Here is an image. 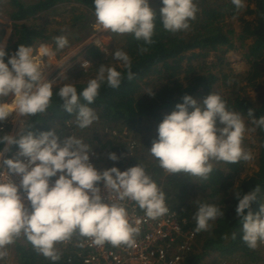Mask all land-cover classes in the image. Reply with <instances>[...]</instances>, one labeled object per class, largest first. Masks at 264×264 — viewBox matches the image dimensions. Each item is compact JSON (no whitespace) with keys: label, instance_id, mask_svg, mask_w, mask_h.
<instances>
[{"label":"clouds","instance_id":"obj_1","mask_svg":"<svg viewBox=\"0 0 264 264\" xmlns=\"http://www.w3.org/2000/svg\"><path fill=\"white\" fill-rule=\"evenodd\" d=\"M231 2L237 11L245 7L244 0ZM162 4L159 17L163 28L173 34L188 31L199 11L195 0H162ZM94 5L96 24L104 31L131 34L145 45L154 43L157 14L150 0H94ZM54 41L57 51L69 43L63 35L54 37ZM147 50L143 46L139 49L141 53ZM40 51L49 58L55 56L47 45H42ZM7 56L5 45H0V124L11 117L19 131L0 135V144L4 145L0 150V259L7 257L8 246L21 237L53 262L61 258L57 245L74 235L88 238L96 246L107 243L135 247L139 228L130 222L125 202H135L147 218L156 219L169 212L165 193L140 164L125 171L117 167L101 171L91 162L93 149L81 139L70 136L61 141L55 130L38 136L30 131L29 118L46 114L51 106L54 85L34 59L32 47L20 44L6 63ZM113 59L127 69L129 81L135 79L126 52L116 50ZM88 65V61L82 63L84 69ZM123 78L115 67L101 65L96 77L79 94L75 84L68 83L55 95L63 100L66 113L75 114L77 126L85 129L98 119L88 105L98 98L101 87L106 84L118 89ZM146 94L155 96L153 89H147ZM182 99L183 103L159 124L158 138L149 150L161 169L170 175L183 173L207 181L213 172L212 161L235 164L253 159L243 147L247 129L242 115L230 110L220 94L214 92L199 102L190 95ZM254 112L247 111L255 126L252 131L264 129V116L256 119ZM13 146L19 148L16 158L5 159ZM108 159L118 162L120 157L109 153ZM12 175L20 177L19 184L11 179ZM260 191L259 185L247 194L235 191L242 239L252 250L264 244V204L256 214L251 210ZM224 215L218 206L197 201L194 231H210V222ZM140 222L134 221L136 225ZM232 239H236L235 232Z\"/></svg>","mask_w":264,"mask_h":264},{"label":"trees","instance_id":"obj_2","mask_svg":"<svg viewBox=\"0 0 264 264\" xmlns=\"http://www.w3.org/2000/svg\"><path fill=\"white\" fill-rule=\"evenodd\" d=\"M247 1L255 5V9L247 11L254 15L251 20L240 15V10L237 11L231 0H195L199 11L196 19L190 21V29L173 34L163 28L159 17L163 7L162 0H150V7L157 14L154 43L145 45L131 34L112 33L114 38L120 37L117 40V50L130 56L135 79H127V69L119 61L113 66L122 72L124 78L118 89L103 85L98 98L88 105L98 116L91 126L80 129L76 124L75 114L64 111L63 100L55 95L63 85L53 87L54 96L47 113L32 116L28 120L32 126L29 130L37 136L41 132L52 130L56 131L60 139L67 131H76L85 136L86 144L97 153V165L102 171L112 167L125 171L142 165L165 193L167 205L186 220V228L194 230L196 227L193 217L197 201L216 205L224 211V217L210 222V231L197 233L195 249L185 264H206L205 260L208 258L217 260L216 264L227 259H238L245 264H264V248L260 244L257 249L252 250L244 243L242 225L235 211L238 205L235 191L247 194L257 185L261 191L252 204L253 214L258 213L261 204H264V129L256 128L259 143L258 168L246 176L243 175L247 162L243 161L235 164L212 161L213 172L207 181L183 173L170 175L158 166L149 152L152 141L158 138L159 124L167 114L176 110L177 104L183 103L185 95H190L199 102L214 93L219 79L206 67V58L211 53L222 58L229 51L237 49V41L245 50L244 58L250 65L246 78L248 85L255 86L264 77V0ZM77 5L84 7L85 11L74 14L70 20L71 27L65 31L52 29L50 24L43 23L40 19L47 14L64 16L61 11L66 6L76 11ZM94 6V0H0V7L7 10L12 23V34L5 49L8 53L5 62L18 50L20 44L33 47L41 43H53L56 46L54 37H68L70 34L76 37V42L82 41L83 37L79 35L87 32L85 24L91 18L95 19ZM232 18H238L240 33L226 23L227 19ZM77 29L79 34L74 32ZM2 35L4 30L0 26V39ZM248 41L251 43L247 46ZM141 46L148 50L141 53ZM87 57L93 62V68L89 71L77 69L73 76L72 83L78 94L90 79L96 77L98 68L105 63L104 53L96 46L87 49ZM145 88L153 89L155 96L144 93ZM222 98L227 102V107L239 112L243 119L250 120L247 116L249 109L255 110L256 119L264 116V96L258 105L243 94ZM81 102L86 103L82 99ZM13 130L12 123L0 124V135L12 134ZM132 142L137 146L130 147L129 143ZM3 148L4 145L0 144V150ZM12 150L19 148L13 146ZM109 153L117 154L119 161L108 159ZM233 232L236 233L235 240L232 239ZM80 238L79 235H74L71 240ZM66 243L57 245L61 258L56 262L38 254L24 237L8 246L7 251L13 254L17 264H81L72 244ZM1 261L5 264L4 258Z\"/></svg>","mask_w":264,"mask_h":264},{"label":"rangeland","instance_id":"obj_3","mask_svg":"<svg viewBox=\"0 0 264 264\" xmlns=\"http://www.w3.org/2000/svg\"><path fill=\"white\" fill-rule=\"evenodd\" d=\"M27 2H32L36 0H25ZM245 7L240 10V15H244L246 19L251 20L254 18V15L249 14L247 11L248 9H255V5L252 2H248L244 0ZM78 9L76 11H72L71 8L67 6L63 9V15L55 16L53 14H47L42 16L40 19L43 23L50 24V28L62 29L65 31L66 29L70 28L72 23L70 20L74 14H80L82 11H85V8L82 6L77 5ZM67 11V12H66ZM76 12V13H75ZM7 10L0 7V26L1 30H4V35H2L0 39V45H5V49L9 45V39L12 34V23L9 20V16L7 14ZM96 23L94 18H91L85 25H87V32H82L79 36L83 37V40L80 42H76V37L74 35H67V39L69 41L68 46L65 47L63 50H56V46L53 43H41L36 45V47H40L42 45L49 46L54 52L55 56L49 58L48 56L42 54H38V49L33 46V57L36 62L39 64L40 68L45 72L47 78L49 75L55 73L57 70L59 71L56 74V78L50 80L53 82L54 86H60L68 83L74 82L73 76L76 75L77 69H83L81 63L85 60L90 61V66L85 71H89L93 68V62L87 57V50H83L85 45L90 41L91 37L94 34L93 25ZM227 24H230L237 33H240L241 26L239 23L238 18H232L226 20ZM75 33L79 34V30H74ZM87 34V35H86ZM120 37L114 38L113 34L111 33L109 36L106 37L104 43H106V51H104V64L109 67H113L115 64L118 63L115 59H113L114 52L117 50V40ZM73 43V44H70ZM251 43L248 41L246 44L247 46ZM237 49L229 51L227 54L223 55L220 58L215 53H211L206 58V67L207 70H210L212 73L217 75L218 83L214 88V92L220 94L222 97H229L233 94H243L247 96L252 102L256 105L260 104L261 99L264 96V77L257 82L255 86H249L247 83V73L250 70V65L246 62L244 58L245 50L242 49V46L239 42H235ZM197 65V63L195 64ZM264 66V64H263ZM92 67V68H91ZM263 84V85H261ZM146 88L144 93H146ZM244 90V91H243ZM8 102H11L10 100ZM9 123L13 124V119L10 117L8 119ZM246 124V132L243 141V147L246 150H249L252 155L253 159L247 162V169L243 176L247 174H251L257 170V160L259 155V143L257 140V129L252 131L255 128L254 125L251 124L250 120L244 119ZM14 125V124H13ZM19 127L18 125H15ZM218 127H222L219 123L217 124ZM75 136L77 139H81L85 144V136L81 135L79 132H65L61 135V141L65 138ZM133 145L136 147L137 145L132 142ZM130 144V143H129ZM131 147V146H130ZM103 166L105 167L104 163ZM11 252V251H10ZM12 253V252H11ZM5 264H7L6 259ZM229 260V259H227ZM234 260V259H233ZM238 260V259H236ZM217 260L213 258H208L205 260L206 264H216ZM10 262L17 263L16 260L13 258V254H10ZM0 264H4V262H0Z\"/></svg>","mask_w":264,"mask_h":264},{"label":"built area","instance_id":"obj_4","mask_svg":"<svg viewBox=\"0 0 264 264\" xmlns=\"http://www.w3.org/2000/svg\"><path fill=\"white\" fill-rule=\"evenodd\" d=\"M94 34L90 41L85 45L83 50L88 49L91 46H96L102 52L106 51V37L111 33L106 32L101 26L96 23L93 25ZM38 54H41L40 47ZM87 61V60H85ZM84 62V61H83ZM82 62V63H83ZM89 65L86 67L88 68ZM81 63V66H82ZM84 69V67L82 66ZM85 68V69H86ZM59 71L49 75L47 78L49 81L56 78V74ZM5 123H8L5 122ZM19 131V127L14 125L12 132L15 135ZM131 147H134L133 143H130ZM19 150H11L5 154V159L16 158ZM95 155L91 156V162L94 166L101 170L97 165V153L93 151ZM20 159H25L21 157ZM102 171V170H101ZM148 174V173H147ZM149 175V174H148ZM11 179L19 184L20 177L12 175ZM56 178H53V181ZM22 191V190H21ZM105 198L107 193H102ZM105 202H108L105 199ZM166 203V200H165ZM26 206L30 207V203L25 198ZM125 206L129 213L130 222H133L134 227L139 228V233L134 237L135 247H127L121 245L114 247L111 244H104L103 246H96L91 243L88 238L81 237L80 239L70 240L66 244L71 243L74 248V252L77 253L81 260V264H185L188 256L193 253L196 242L197 233L186 228V220L182 219L177 211L170 208L167 203L166 206L169 212L159 218L150 219L147 218L144 212L132 201H126ZM139 219L141 222L136 225L134 221ZM264 248V244H261ZM7 264L10 262V254L5 257ZM17 264V263H12ZM217 264H245L240 260H221Z\"/></svg>","mask_w":264,"mask_h":264}]
</instances>
